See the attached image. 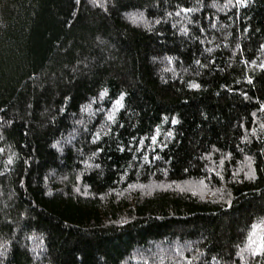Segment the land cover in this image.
Returning <instances> with one entry per match:
<instances>
[{
	"label": "trees",
	"instance_id": "16d2710c",
	"mask_svg": "<svg viewBox=\"0 0 264 264\" xmlns=\"http://www.w3.org/2000/svg\"><path fill=\"white\" fill-rule=\"evenodd\" d=\"M262 45L264 0H0V262L264 264Z\"/></svg>",
	"mask_w": 264,
	"mask_h": 264
},
{
	"label": "snow or ice",
	"instance_id": "6c2138e0",
	"mask_svg": "<svg viewBox=\"0 0 264 264\" xmlns=\"http://www.w3.org/2000/svg\"><path fill=\"white\" fill-rule=\"evenodd\" d=\"M92 2L95 3V0H92ZM236 3L239 7H244L247 3V0H236ZM182 11H188V10L182 9ZM130 19L132 20L133 23H136V21H137V19H139V17L132 16V17H130ZM261 47H264V45H262ZM169 62H171L170 58H169ZM259 67L261 69H264V64H260ZM249 83H251V80H249ZM188 86L190 89L199 88V85L196 83H190ZM105 95H106V93L104 91H101L99 93V99L103 100ZM123 96H124V93H121L119 98L112 101L113 108L106 115L107 121L115 122L114 114L117 111H119V109L121 107H123V104H122ZM83 110L87 111L86 108ZM262 110H264V105H262ZM164 119H168V118L165 117ZM171 123L173 125L178 123L175 116L171 117ZM261 127L264 128V125H261ZM158 135H159V132L157 130L156 132H154L150 136L152 144H158V139H157ZM165 135L171 137L172 133H171V131H169V132L165 133ZM93 136L95 137V140H99V138H100L99 135L96 133H93ZM95 140L93 141V143H95ZM53 147H56V145L54 144ZM123 150H124L123 148L120 149V151H123ZM99 151H100V149H99V147H97L96 152L93 153V156H95L96 153H98ZM201 158L206 159V157H201ZM152 159L156 160V159H159V157L153 156ZM246 159H248V158L246 157ZM145 162H147V158H145ZM221 162H223V160ZM85 164L88 167H92V165L88 164V161H85ZM96 167H99V165H96ZM208 170L212 171L211 168H209ZM185 171H187V169H185ZM244 178L249 179V178H254V176H250V175L246 174ZM28 239L31 240V237H29ZM245 241H246V243H244V249L248 250L252 256L255 257L257 255H264V217H261L258 220H254L253 223L249 226L247 235L245 237ZM0 247H2V245H0ZM240 255L241 254L238 252L237 256H240ZM241 259L243 260V257H241ZM0 264H2V262H0Z\"/></svg>",
	"mask_w": 264,
	"mask_h": 264
}]
</instances>
